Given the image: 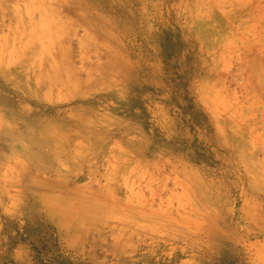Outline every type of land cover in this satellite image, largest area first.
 <instances>
[{
	"label": "rangeland",
	"instance_id": "obj_1",
	"mask_svg": "<svg viewBox=\"0 0 264 264\" xmlns=\"http://www.w3.org/2000/svg\"><path fill=\"white\" fill-rule=\"evenodd\" d=\"M0 264H264V0H0Z\"/></svg>",
	"mask_w": 264,
	"mask_h": 264
}]
</instances>
